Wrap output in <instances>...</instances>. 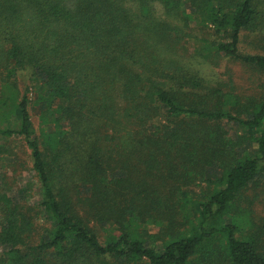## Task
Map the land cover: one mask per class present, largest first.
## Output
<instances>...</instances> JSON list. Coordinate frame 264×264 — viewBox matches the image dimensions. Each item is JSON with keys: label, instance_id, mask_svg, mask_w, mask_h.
<instances>
[{"label": "trees", "instance_id": "trees-1", "mask_svg": "<svg viewBox=\"0 0 264 264\" xmlns=\"http://www.w3.org/2000/svg\"><path fill=\"white\" fill-rule=\"evenodd\" d=\"M193 27L192 58L264 75L239 50L264 49V0H0V264H264V94L179 60Z\"/></svg>", "mask_w": 264, "mask_h": 264}, {"label": "rangeland", "instance_id": "rangeland-1", "mask_svg": "<svg viewBox=\"0 0 264 264\" xmlns=\"http://www.w3.org/2000/svg\"><path fill=\"white\" fill-rule=\"evenodd\" d=\"M154 12L156 17L168 19L167 15L163 12L161 4H154ZM191 26H193V24H191ZM190 32L193 34V36L188 39V44L185 46L186 51L184 50L185 52L180 54L179 60L185 64H188L206 85H219L225 91H230L237 96L259 97L264 94L263 74H259L245 65L225 58L208 62H202L200 61V58H195V56L192 58L190 54H192L193 49L199 45V42H201L200 40L202 38L201 36L203 34L205 35L206 31L193 27L190 29ZM254 39V33L242 32L240 36L239 50L243 53H264V49H262L260 46L257 47L254 45ZM169 55V53L165 54V56ZM26 83L27 77H25V73H23L18 79L19 90L22 89ZM30 117L34 126L37 127L38 108L34 105H30ZM2 126H5V124ZM224 126L229 136H234L235 133L242 131L232 122H224ZM2 143L3 140L0 139V144ZM6 143L10 146L12 153L18 155L21 162L27 161V156L23 154L21 142L16 136H13ZM245 149L252 152L253 144L247 145ZM5 160L6 162H10L12 158L11 156L7 155ZM28 164V162H25V167L23 170H18L16 173L12 172L13 167H6V171L9 175V180L13 184L10 194L15 196L19 188L23 187L24 185H26V187L29 186L28 188L31 190L30 202L32 203L37 201L39 197V186L35 181L33 172L26 168L28 167ZM214 175L215 173L213 171H207L206 176ZM191 191H193L194 194H197L198 187L191 188ZM251 193L252 192L250 190L247 191L249 196ZM263 208L264 206L262 204H257L253 207L254 211L259 214L264 213Z\"/></svg>", "mask_w": 264, "mask_h": 264}]
</instances>
